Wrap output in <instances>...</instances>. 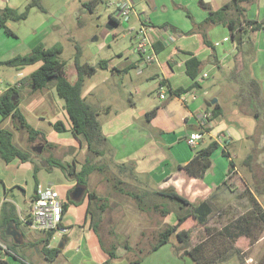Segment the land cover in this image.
I'll list each match as a JSON object with an SVG mask.
<instances>
[{"label":"rangeland","instance_id":"1","mask_svg":"<svg viewBox=\"0 0 264 264\" xmlns=\"http://www.w3.org/2000/svg\"><path fill=\"white\" fill-rule=\"evenodd\" d=\"M89 2L90 4H88ZM115 2V0H41L45 11L37 7L32 8L27 20L15 22L12 25L14 30L20 33L21 38L9 36V39L14 44V48L20 46L21 49L33 27H41L39 34L34 36V38H38L35 42L40 41L47 47L62 46L63 51L59 57L66 62V75L74 82L77 79L75 58L79 52L81 53L82 62L97 64L101 59H107L112 65H117L121 56L137 53L135 50L137 30L130 31L126 29V23L121 18V10L118 13ZM260 5L264 7V0H260ZM111 15L118 18V22L114 23L112 27ZM216 16L218 15L216 14ZM4 34L8 36L6 33ZM31 50L27 49L22 53L27 54ZM36 67L38 66L31 65L29 68L35 69ZM228 70L229 65L227 64L217 72H212L209 78H205L207 81L205 87L213 88L215 93L218 91L216 94L227 110V113L224 114V121L240 132L243 137L241 141L237 142L236 149L233 146H229L226 150L230 151L236 166L244 170L248 168L244 160L252 150L254 154L253 166L257 168L259 174H263L264 134L258 145L252 137L257 130V119L253 113L239 112L240 104L236 97V94L240 91L239 86L231 83L226 78ZM17 76L18 72L15 67L0 66V89H6L9 85L14 84ZM143 81H145L143 77H140L134 68L127 72L99 68L94 75L86 78L85 88L91 87L92 90L87 99L97 107L110 105V113H113L129 103L130 98L125 94L129 92L128 89ZM30 87L32 88L30 89ZM30 87L20 89L22 94L20 108L28 121L45 133V139L40 137L35 142H30L27 132L14 128L11 117L6 119L0 117L3 127L14 130L15 143L30 152L32 156L26 162H22L17 158L9 164L0 156V195L7 198L9 202H18V206L22 207L20 211L27 210V212L30 208L28 197L34 191L36 178L44 185H53L60 192L63 200L67 199V192L75 185L72 177L65 175L62 169L54 166V159L62 160L66 163H72L75 159L78 164L77 167L81 168L82 163L85 161V156L89 154L85 143L81 145L71 131L60 132L55 129L54 123L58 120L64 121L69 126V118L64 106H62L64 100L56 95L55 87L52 84L36 90L33 89L34 86ZM26 90H32L31 95L28 97ZM133 99H135L138 109L151 110L154 107L159 108L162 104L158 91L144 92L140 96L133 95ZM250 111L253 112L254 110L250 109ZM107 114L106 109L102 110L100 115L102 120L107 118ZM37 145L39 147H36ZM40 146H42L41 149ZM223 149L224 147L222 146L218 147L214 151L212 158L219 165L227 164L229 167L231 160L229 161L228 156L223 153ZM255 159L258 163L254 165ZM36 168H39V170L35 176ZM119 176L121 180L125 181L120 184L121 186L130 191H138L133 185V177L130 176V178L128 175L121 174L115 167L109 168L105 172L94 171L90 175L88 186L89 190L95 191L101 199H91L89 194H87L81 203L72 204L69 207L63 219L64 226L69 229L67 234L69 242L65 248L61 247V252L55 259L46 257L41 243H35L34 245L27 243L22 251H17L19 258L10 254L8 255L10 260L15 263L14 260L16 259L18 264H24L21 262L23 257H25L24 260L29 261L27 264H78V261H80L79 264H130L132 259L138 256L145 257L148 253H151V251H146L157 241L158 233L163 228L166 216H168L169 224L174 223L176 220L173 211L175 207L172 206L169 200H164L166 198L162 200L154 197V202L160 204L161 210H153L150 221L147 218L149 216L143 213L132 196L118 192L113 187L114 181L120 179ZM248 181L251 188L256 190L253 180L249 179ZM129 182H132V184ZM151 187L154 186L151 184ZM243 190L245 188L236 191L239 194ZM256 191L259 194L258 190ZM237 195L235 204L241 202ZM242 196L248 197L245 200L249 202V194L242 193ZM148 199H151L150 195L147 197V202ZM102 201L104 202V211L99 208V206H103ZM242 202L244 204L245 201ZM164 205H166L168 210H172L171 214L166 215L163 212ZM245 207H236L233 211L222 214L218 213L220 211L218 206L214 207V213L211 215L208 224L211 227H215L214 230L218 229L225 224L227 219H235L237 215L239 216L246 211L247 208ZM98 220L101 223L103 222L99 226L101 245L99 238L93 229L90 228V224H95ZM161 220L163 223H160ZM25 225L26 227L30 226ZM31 228L26 229V234L30 239L31 235H35V232L37 234L38 232L40 233L39 230ZM142 231L143 233L140 236L138 235L135 240V234ZM86 233H90L87 236L88 246L91 248L89 255L86 253L82 256L77 255L76 259L72 258L73 256L70 255L78 252L77 248L79 250L85 248V239L82 234ZM41 234L44 236L46 232L43 231ZM209 235L204 227H194L191 245L193 246V244L198 243L202 239L207 240ZM61 240L60 234L57 233L51 242L52 246H59ZM209 240L213 242L215 239L210 238ZM27 242H29L28 239ZM33 242H36V238ZM93 242L99 245L96 247ZM178 245L177 237L173 236L169 243L157 253L156 263L195 264L193 258L188 254L178 256L176 250ZM219 247L224 248L221 242ZM68 250H71L72 253ZM209 252V256H211L212 252L210 250ZM229 252H232L229 257L217 263L258 264L261 259L260 262L263 261L264 241L255 248H242L241 252L238 250Z\"/></svg>","mask_w":264,"mask_h":264},{"label":"crops","instance_id":"2","mask_svg":"<svg viewBox=\"0 0 264 264\" xmlns=\"http://www.w3.org/2000/svg\"><path fill=\"white\" fill-rule=\"evenodd\" d=\"M115 1L116 10L119 13L121 10V3L124 0ZM229 1L230 0H134L136 11L131 15L128 21H125L126 29L129 30L133 28V30L130 31L138 30L141 27V22H149L150 26L148 31L151 38L156 42L158 60L151 63H146L144 61V58L136 48L138 41V36L136 35L135 50L137 53L121 56L119 63H117V65L109 63L107 70L114 69L119 72H127L134 68L138 75L143 77L145 81L128 89L129 92L125 94L130 98V101L124 107L117 109L113 113H110V105L99 108L103 111L106 109L108 112L107 118L102 120L100 116V119L104 133L109 138L112 146L115 147V160L120 163L134 166L133 185L136 190L142 192L153 189L165 190L171 188L194 202L209 201L213 208L219 207V214L233 211L236 207L243 208V206H246V211L242 213L244 214L251 209V205L245 200L248 197L240 196V193L238 194L236 190L248 188L264 209V202H262V200H264V197H262L264 196V170L263 174H259L257 168L250 171L249 168H245L244 170L236 166L230 172V165L229 167L227 164L219 165L215 162V159L212 158V166L206 171L204 177L197 178L190 176L186 170L181 167L191 161L198 148L205 147L212 140H216V134L225 135L224 142H219V144L227 149L229 146H233L236 149L237 142L241 141L243 138L240 132L224 121V114L227 113V110L216 94L218 91L215 93L213 92V88L205 87L207 82L205 78H209L212 72H217L228 64L229 70L226 74V78L229 79L231 83L237 85L236 81L230 79V76L236 64L240 62L239 64H241L242 69L244 67L252 76L260 81L264 95V28L257 31L249 30L246 35L242 37L241 47L238 48V42L233 36L232 30L229 28V22L237 18V13L232 9L227 12L221 11L222 6ZM28 2L29 0H0V10L6 6L23 10ZM247 8L246 15L249 19H256L259 22H264V7L260 5V0H254L252 3L248 4ZM212 11L218 15L215 16L216 21H206ZM111 18H114L116 22H118L116 16L111 15ZM15 22L19 21L9 20L7 22V25L15 32V35H9L4 29L0 28V60H6L18 54H23V51L27 49L31 50L32 47L41 44L40 41L35 42L38 38H34V36L38 35L40 32L41 27L38 26L33 27L32 32L26 37V42L21 49L20 46L14 48V44L9 39V36L21 38L20 33H17L12 27ZM112 24L114 25V23ZM4 33L8 36H5ZM191 59H196L201 63L199 69L198 67L193 69V62H191V64L189 62ZM29 67L30 66L21 69L16 68L18 72L16 81L21 77L27 76L34 70ZM190 67L192 72H196L195 75L190 73ZM204 72L207 73V76L200 83H196L195 78L202 75ZM14 84H16V82ZM161 84L165 85L164 90L167 91V97L164 99L160 97L162 99V104L158 108L156 116L149 121L146 118V112L148 110L145 108L138 109L133 95L140 96L144 92L151 93L154 91H158L159 94ZM6 89H0V94ZM177 89H183L184 91L191 90L185 101L173 94ZM26 91L27 97L30 96L32 90ZM91 91V87L88 89L85 88L84 95L88 98ZM239 93L240 91L236 94L237 99H239ZM215 98H217V101H219L224 108L223 115L215 118L212 117L207 122L202 123L198 119V114L200 111L209 109L215 104L217 101L209 105ZM62 106H64V102ZM239 112L244 113L241 108ZM0 117L2 118L1 114ZM208 129L210 131H207ZM197 131L205 132L203 137L199 140V143L192 149L193 147L187 143L186 137L192 132ZM251 152L253 151L251 150ZM228 159L230 161L232 157H228ZM255 163H258L257 160L254 162V165ZM249 179L253 180L254 186L257 188L256 190H258L259 194H257L256 190L251 188L248 181ZM226 181H228V184H225ZM151 184L154 187H151ZM34 193L35 187L33 193L28 197L29 202H31ZM236 195L238 199L241 200V202L237 204H235ZM7 201V198L0 195V218L1 207ZM242 201H245L244 204ZM18 204L19 203L15 201L9 204V206L12 207V209L8 210V212L10 211L9 214L12 213L11 210H13V214L16 216L19 223L10 222L8 230L14 240L15 238L12 233H16V236H19V234L22 235V241H15L19 245L13 247L16 251H22L24 245L27 243L33 245L35 243L40 244L41 239L45 235L43 236L41 234L43 231L39 230L40 233L38 232L37 234V232H35V235H31V239L29 238L26 234V229L31 228V225L29 227L25 225L28 224L27 216L29 212H27V210L20 211L22 207L18 206ZM102 204H104V202ZM152 212L153 210L151 209L143 211L144 214L149 216L147 218H149L150 221L152 219ZM167 217L168 216L164 219L163 228L169 225ZM237 217L238 215L235 219ZM253 218L259 221L257 215ZM235 219H227L225 224ZM100 223L101 221L98 220L95 224H90V228L93 229L99 241L100 235L98 236L96 230H98L100 234ZM160 223H163L162 220ZM261 227H263V233L262 235L260 234V239L257 243L250 244L249 237L243 235L235 244L244 249L255 248L259 243L264 241L263 224ZM68 233L69 231L61 236L62 240L59 246L63 248L67 246L69 242ZM142 233L143 231L135 234V240L138 238V235L140 236ZM89 234L90 233L82 234V237L85 239L84 249L79 250V248H77L78 252L75 253L68 250L72 253L70 255L73 256L72 258L76 259L77 255L82 256L86 253L89 255L91 250L90 246H88L89 241L87 236H89ZM35 238L36 242H33ZM27 239L29 242H27ZM6 243L10 246V241ZM166 244L151 251V253H148L149 255L147 254L148 256L146 255L143 257L142 264H157V253L160 252ZM93 245L97 247L99 244L94 243ZM129 248L131 247L129 246ZM150 249L151 247H149L146 252H149ZM176 250L178 256H182V251H179L177 248ZM0 256L7 258L10 264H18L16 259L14 260L15 263H13L8 257V254H3L1 251ZM24 259L25 257L20 261L27 264L29 261ZM79 262L80 261H78V264Z\"/></svg>","mask_w":264,"mask_h":264},{"label":"trees","instance_id":"3","mask_svg":"<svg viewBox=\"0 0 264 264\" xmlns=\"http://www.w3.org/2000/svg\"><path fill=\"white\" fill-rule=\"evenodd\" d=\"M253 1L254 0H230L221 8V11L223 12L232 9L237 13V18L229 22V28L232 30L233 36L238 42V48L241 47L242 37L245 36L249 30L257 31L264 28V22H259L256 19H249L246 15L248 10L247 6ZM88 4H90V2ZM33 7L45 11V7L42 5L41 0H29L23 10L8 6L1 9L0 28L4 29L9 35H15V32L7 25V22L9 20L22 21L27 19ZM216 14L217 13L212 11L206 21L215 22ZM111 23H116V20L112 18ZM62 51L63 48L61 45L47 47L41 43L34 46L27 54H18L9 59L0 60V65H6L18 69L31 65L38 66L27 76L21 77L16 81V84L8 86V88L0 94V114L3 119L11 117L14 128L16 130L27 132L29 141L35 142L40 137L45 139V133L34 127L21 110L20 104L22 94L20 89L34 86L33 89L36 90L48 87L52 84L56 89L57 96L64 100V109L69 118L70 125L68 126L64 121L58 120L54 123V127L60 132L71 131L80 141L81 145L85 143L87 150L89 151V154L85 156V161L82 163L81 168L77 167L78 164L75 159L72 163H66L57 159L53 160L54 166L62 169L65 175L72 177L75 181V185L67 192V199H64V213H66L72 204L81 203L87 194H89L91 199H101L95 191L89 190V178L94 171L98 170L100 172H105L108 171L109 168L115 167L121 174L133 177L134 166L120 163L115 160V147L112 146L109 138L103 131L100 119L102 110L89 102L84 95L86 78L94 75L99 68L107 69L110 62L107 59H101L97 64L82 62L81 53H77L75 58L77 79L72 82L66 75V62L59 57ZM189 62L190 64L193 62V69H196L197 67L198 69L200 68L201 63L196 59H191ZM239 63L236 64V67L231 73L230 79L236 81L239 86L240 96L238 103L240 104L241 110L246 114L253 113L257 119V130L252 137L259 145V141L264 134V95L260 81L252 76L244 67L242 69V66ZM190 73L192 75L196 74V72L191 71V67ZM31 88L32 87H30V89ZM182 91L184 90L177 89L173 94H180ZM250 109H253L254 111L251 112ZM209 110L212 111L213 118L219 117L224 113V108L219 101L213 104ZM157 111L158 107L148 110L146 112V118L151 121V119L156 116ZM207 131L210 130L208 129ZM14 136L15 133L12 128L3 127L0 123V156L8 164L17 158L22 162L30 160L32 157L31 153L17 145L14 141ZM218 147H220L219 142L212 140L205 147L198 148L191 161L181 167H183L190 176L203 178L206 171L212 166V156ZM223 153L228 157H231L230 152L227 151L225 147ZM253 158L254 154L250 152L244 160L250 171L254 170ZM235 167L236 164L233 159H231L230 172ZM38 170L39 168L35 169V176L37 175ZM124 182L125 181L121 180L120 177V179L114 181L113 187L118 192L132 196L136 200L139 208L143 211L149 209L155 211L161 210L160 204L154 202V197L161 198L162 200L166 198L164 200H169L172 203V206L175 207V210L173 211L176 220L174 223L169 224L168 227L159 231L157 241L151 245L149 251L158 249L168 243L173 236H176L179 243L177 249L179 251L182 250V255H190L195 261V264H215L224 258L229 257L230 253H232L229 252L231 250H238L241 252L242 248L235 244L241 236H248L250 244H254L260 239V234L262 235L263 233V227L261 226L262 224L264 226V209L248 188H245V190L239 195L241 196L242 193L249 194L251 209L228 224H224L221 228L219 227L214 230L215 227H211L208 224L210 217L214 212V208L209 201L194 202L171 188L165 190L153 189L142 192L139 190L130 191L120 185ZM129 183L132 184L131 182ZM38 184L39 180L36 178L35 192L37 191ZM225 184H228V181H226ZM78 185L83 186L85 192L80 200H75L71 197V193ZM149 195L151 196V199H148L147 202V197H149ZM33 196H35V193ZM9 204L10 202L7 201L1 207L0 238L5 242L9 243L10 241L11 243H9L11 251L8 255L12 254L15 257H18V252L13 247L18 246L19 244L12 239L8 228L10 222L19 223V221L13 214V210H11L12 213L9 214L10 211L8 212V210L12 209ZM99 208L104 211V204L103 206H99ZM164 209L163 212L166 215L172 213V210H168L166 205H164ZM256 215L259 218V221H256V219L253 218L256 217ZM27 225H30L29 219ZM197 226L204 227L206 232L210 235L207 240L202 239L192 246L193 228ZM96 232H98V230H96ZM54 234V230L48 231L41 239L42 250L49 259H55L61 252L62 246H51ZM99 235L98 232V236ZM210 238L215 240L212 242L209 240ZM220 242L223 244V249L219 247ZM209 250L212 252L211 256H209ZM142 261L143 256H138L137 258L132 259L130 264H142ZM260 261L258 264H264V256L263 261ZM0 264H10V262L7 258L0 256Z\"/></svg>","mask_w":264,"mask_h":264},{"label":"built area","instance_id":"4","mask_svg":"<svg viewBox=\"0 0 264 264\" xmlns=\"http://www.w3.org/2000/svg\"><path fill=\"white\" fill-rule=\"evenodd\" d=\"M121 18L124 21H128L131 15L136 11L134 0H124L121 3ZM149 22H141V27L136 31L138 36V41L136 48L140 55L144 58L146 63L155 62L158 60V51L156 49V42L149 35ZM129 30H133L130 28ZM207 73L204 72L195 78L196 83H200ZM165 85L161 84L159 95L161 98H166L167 91L164 90ZM191 90L182 91L180 94H174L181 100L185 101L189 96ZM195 98V96H194ZM213 117L211 110L206 109L200 111L198 114V119L203 123L207 122ZM205 131L202 132H192L186 137L187 143L191 147H195L199 140L203 137ZM225 135L216 134L217 142H224ZM28 219L31 227L48 232L55 231L54 237L57 233L60 236L65 235L69 229L63 224L64 219V200L61 197L60 192L53 185H44L39 182L37 185V191L35 196L31 199L30 208L28 211ZM0 251L3 254H8L10 252V247L8 244L0 238Z\"/></svg>","mask_w":264,"mask_h":264},{"label":"water","instance_id":"5","mask_svg":"<svg viewBox=\"0 0 264 264\" xmlns=\"http://www.w3.org/2000/svg\"><path fill=\"white\" fill-rule=\"evenodd\" d=\"M113 26V24L111 23V27ZM217 101V98L213 99L209 105H212L213 103H215ZM42 148V146H40V149ZM85 191V188L81 185H78L74 191L71 193V197L75 200H80L82 198V195ZM12 235L15 238V241L17 242H21L22 241V235L19 234V236H16V233H12Z\"/></svg>","mask_w":264,"mask_h":264},{"label":"flooded vegetation","instance_id":"6","mask_svg":"<svg viewBox=\"0 0 264 264\" xmlns=\"http://www.w3.org/2000/svg\"><path fill=\"white\" fill-rule=\"evenodd\" d=\"M36 147H39V145H37Z\"/></svg>","mask_w":264,"mask_h":264},{"label":"clouds","instance_id":"7","mask_svg":"<svg viewBox=\"0 0 264 264\" xmlns=\"http://www.w3.org/2000/svg\"><path fill=\"white\" fill-rule=\"evenodd\" d=\"M11 251V250H10ZM9 254V253H8Z\"/></svg>","mask_w":264,"mask_h":264}]
</instances>
